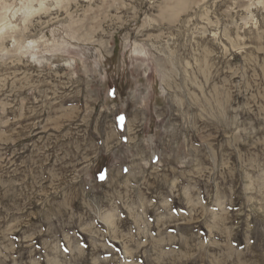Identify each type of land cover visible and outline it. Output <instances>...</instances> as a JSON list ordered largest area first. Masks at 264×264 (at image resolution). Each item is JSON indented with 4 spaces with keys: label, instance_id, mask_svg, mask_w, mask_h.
<instances>
[{
    "label": "rangeland",
    "instance_id": "374dc122",
    "mask_svg": "<svg viewBox=\"0 0 264 264\" xmlns=\"http://www.w3.org/2000/svg\"><path fill=\"white\" fill-rule=\"evenodd\" d=\"M1 25L0 264H264V0Z\"/></svg>",
    "mask_w": 264,
    "mask_h": 264
},
{
    "label": "bare ground",
    "instance_id": "6f19581e",
    "mask_svg": "<svg viewBox=\"0 0 264 264\" xmlns=\"http://www.w3.org/2000/svg\"><path fill=\"white\" fill-rule=\"evenodd\" d=\"M3 25H4V24H3ZM3 25H1V28H0V29H3V27H4Z\"/></svg>",
    "mask_w": 264,
    "mask_h": 264
}]
</instances>
